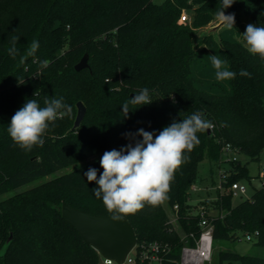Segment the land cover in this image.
<instances>
[{
  "label": "trees",
  "instance_id": "16d2710c",
  "mask_svg": "<svg viewBox=\"0 0 264 264\" xmlns=\"http://www.w3.org/2000/svg\"><path fill=\"white\" fill-rule=\"evenodd\" d=\"M219 7L220 0H0V264H102L98 252L62 218L61 209L66 203L94 216H111L93 193L97 185L84 173L95 168L99 177L105 151L142 140L125 133L142 128L158 134L195 112L212 123L210 133H198L200 142L175 171L165 200L169 210L178 206L186 234L199 237L201 232L198 218H185L194 210L191 187L199 185L201 163L230 165L223 174L224 190L250 178L248 163L230 155L259 161L264 152V60L246 50L241 35L248 24L264 27V0H235L224 10L235 15L233 28L222 26L217 36L208 34L195 43L197 30L216 20ZM184 10L192 13L190 23L180 21ZM14 33L20 35L15 59L7 53ZM33 40L39 49L20 63ZM85 54L89 68L77 72ZM211 55L226 61L235 79L217 81ZM44 60L48 64L41 67ZM241 69L251 76H241ZM145 87L153 102L130 104L125 117L122 104ZM60 97L73 107L72 117L50 124L42 147L26 152L16 146L7 132L14 113L29 99L43 107L46 98ZM78 102L86 114L74 128ZM77 164L71 172L9 196ZM233 199L223 192L209 204L216 211L210 216L218 249L214 264H264V256L219 249L220 242L239 241L240 234L256 231L254 243L264 249V182L250 198L237 205ZM124 218L138 243L170 244L173 256L184 245L170 229L163 203ZM11 232L13 240L3 251Z\"/></svg>",
  "mask_w": 264,
  "mask_h": 264
},
{
  "label": "clouds",
  "instance_id": "9594fccd",
  "mask_svg": "<svg viewBox=\"0 0 264 264\" xmlns=\"http://www.w3.org/2000/svg\"><path fill=\"white\" fill-rule=\"evenodd\" d=\"M234 2L220 0V7L215 13L216 20L228 29L233 28L235 15L225 14L224 10ZM241 35L246 50L264 60V27L248 24ZM19 37L15 33L9 37L7 53L13 59L19 55ZM38 49L39 42L33 40L26 53L20 57V63L34 56ZM208 59L215 70L217 81L235 79L236 73L226 67V61L217 55H211ZM47 64V60L41 61V67ZM239 74L251 76L244 69ZM152 102L149 89L145 87L122 104V113L127 117L130 104L140 107ZM72 115L73 107L65 103L63 97L46 98L43 107L35 99H29L12 116L7 132L16 146L30 152L36 146H43L50 124L58 119L71 118ZM212 127L202 112H195L180 122L164 127L158 134L142 128L135 134L125 133L126 138L139 136L142 140L136 141L135 146L129 144L120 150L105 151L99 161L103 169L99 177L97 169L91 167L84 175L89 183L95 182L97 185L93 193L97 199L102 200L111 219L119 221L127 215H135L146 205L158 206L168 198L175 171L185 161L186 153L200 142L198 133Z\"/></svg>",
  "mask_w": 264,
  "mask_h": 264
},
{
  "label": "built area",
  "instance_id": "2783aa9c",
  "mask_svg": "<svg viewBox=\"0 0 264 264\" xmlns=\"http://www.w3.org/2000/svg\"><path fill=\"white\" fill-rule=\"evenodd\" d=\"M183 21H187V15L182 16ZM225 152L230 151V146L224 148ZM230 160H236L235 157H230ZM264 176V168L262 169ZM220 192L231 193L233 196L245 195L247 190L239 183H233L228 191L222 187L220 180ZM199 185L191 187V192L199 191ZM211 214L208 210H190L185 218H198V226L201 228L199 237L195 233L186 234L182 230L180 220V210L178 206H174L170 210L168 225L172 231L179 234L181 241L184 243L178 255L173 256L172 247L170 244L161 243L158 241L136 243L132 250L127 255L126 259L121 264H214V240H213V225L210 218ZM184 217V216H183ZM259 233H247L244 239L247 242H254L258 238ZM193 241L194 244H190ZM134 254V255H133ZM102 264H117L114 260L101 257Z\"/></svg>",
  "mask_w": 264,
  "mask_h": 264
},
{
  "label": "rangeland",
  "instance_id": "374dc122",
  "mask_svg": "<svg viewBox=\"0 0 264 264\" xmlns=\"http://www.w3.org/2000/svg\"><path fill=\"white\" fill-rule=\"evenodd\" d=\"M164 0H155L156 3H161ZM187 15V21L182 20V16ZM191 16L192 13L191 11L184 10L180 16V21L183 23L191 22ZM245 24H248L249 21L245 18H242ZM220 23L215 20L212 22L208 27L202 28L197 30L196 32V37L198 38L205 30L217 26ZM235 25V24H234ZM133 145V144H132ZM230 157H235L237 159H240L243 163H248V172H249V179H242L239 184L241 186H244L247 190V193L245 195H240V196H233V203L234 205L239 204L240 202L250 198L252 194L260 189L263 185L264 182V176L262 175V169L264 168V152L262 153L260 160L259 161H250L249 158L245 156H236L234 154H231ZM96 160V157L90 158L87 161L83 162V165L86 163H90ZM78 167L77 165H74L72 167H69L67 169H64L62 171L56 172L51 176H48L44 179L35 181L29 185L20 187L16 189L14 192L9 194L11 196L12 194L15 193H20L23 191H26L38 184L43 183L46 180H50L51 178L55 176H61L65 173L71 172L75 168ZM230 167L229 164L223 165L221 168H217L216 166H213L207 162L201 163L199 167V191L197 192H192L191 198H190V204L194 206V210H208L211 215H215L216 211H214L213 208L209 207V204L218 198H220V195L222 194L220 192L219 184L220 180H225L224 178V170L228 169ZM229 188L226 189L228 191ZM231 194V193H230ZM4 197L0 198L3 199ZM164 207L170 213V210L168 209L166 202H163ZM241 239L239 241L235 242H220L219 243V249L222 251H231L238 253L240 255H247V256H264V249L258 247L255 245L254 242H247L244 239L243 234L239 235ZM218 249L214 250V256L217 257L218 255ZM134 255V254H133Z\"/></svg>",
  "mask_w": 264,
  "mask_h": 264
},
{
  "label": "water",
  "instance_id": "95a60500",
  "mask_svg": "<svg viewBox=\"0 0 264 264\" xmlns=\"http://www.w3.org/2000/svg\"><path fill=\"white\" fill-rule=\"evenodd\" d=\"M222 26L219 24L205 30L198 38H195V43L202 40L208 34L217 36L218 30ZM88 61L89 56L85 54L75 66V70L80 72L88 69ZM77 110L74 128L80 126L86 114V108L82 102L77 103ZM208 133H210L209 129ZM61 213L62 218L77 230L87 246L97 251L101 257L114 260L117 264H121L126 259L129 252L137 243L135 230L126 218L114 221L111 219V216H94L66 203H63ZM12 240L13 233L11 232L5 242L3 251L11 244Z\"/></svg>",
  "mask_w": 264,
  "mask_h": 264
}]
</instances>
